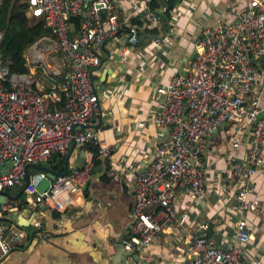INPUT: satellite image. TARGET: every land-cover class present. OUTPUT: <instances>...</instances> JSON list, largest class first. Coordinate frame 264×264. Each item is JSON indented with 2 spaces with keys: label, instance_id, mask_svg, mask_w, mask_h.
<instances>
[{
  "label": "built area",
  "instance_id": "2783aa9c",
  "mask_svg": "<svg viewBox=\"0 0 264 264\" xmlns=\"http://www.w3.org/2000/svg\"><path fill=\"white\" fill-rule=\"evenodd\" d=\"M243 1L233 20L203 28L187 71L173 75L161 88L164 98L155 120L169 135L135 178L131 221L121 237L125 249L132 252L130 264H146L133 253L144 258V248L159 241L173 225L174 236L185 239L183 259L175 264H260L245 257L243 250L254 230L251 221L239 218L232 242L222 247L204 236L205 221H197L189 231L186 213L177 207L181 193L204 194L207 167L203 153L214 134L230 122L251 128L243 160L234 161L229 169V175L239 181L238 204L241 211L258 210L264 217V205L248 196L249 179L264 171V0ZM118 7V0H28L27 14L42 18L50 29L49 35L42 37L47 41L45 48L57 47L67 61L61 77L52 76L59 74L53 71L47 86L42 76L49 72L32 46L25 57L29 68L38 69V76L9 72L0 30V192L22 186L28 165L47 164L55 152L65 155L73 142L86 150L82 167L73 166L51 178L42 192H37L36 186L47 173L29 170V185L20 204L25 210L43 203L63 212L77 204L97 159L108 160L113 154L93 127L100 104L90 67L99 64L103 44L119 30ZM79 14L81 22L75 30L71 17ZM145 16L156 21L160 14L148 8ZM153 40L160 44L158 36ZM127 42H139L136 26H130ZM61 97L64 103L59 106L54 102ZM230 140L234 141V136ZM108 174L115 175L114 171ZM14 202L7 200L1 205L0 259L27 235L25 227L10 218L18 207ZM6 217L11 220H4ZM35 226V233L46 237L41 220ZM181 232L184 234L179 236Z\"/></svg>",
  "mask_w": 264,
  "mask_h": 264
},
{
  "label": "crops",
  "instance_id": "0c3cea01",
  "mask_svg": "<svg viewBox=\"0 0 264 264\" xmlns=\"http://www.w3.org/2000/svg\"><path fill=\"white\" fill-rule=\"evenodd\" d=\"M162 2L154 10L150 0H118L119 30L103 44L99 64L90 67L100 104L93 127L113 154L97 165L77 204L63 212L43 210L42 203L32 210L31 225L25 227L27 235L0 259V264H112L111 257L131 221L135 178L148 167L154 149L169 135L155 120L164 98L161 88L173 75L187 71L204 27L233 20L244 6L243 0L239 5L237 0H182L170 17L147 20L148 8L159 14L165 11ZM130 26L138 29L136 44L127 42ZM155 36L160 38L159 45L154 43ZM102 59L105 61L100 67ZM66 63L62 65L66 67ZM250 137L248 126L237 123L219 129L203 153L207 167L204 194L181 193L177 207L186 213L190 231L197 221H212L211 237L222 247L232 242L237 220L248 219L254 230L243 244L245 257L264 264V217L258 210L241 211L236 198L239 181L229 175L231 164L243 160ZM82 149L75 146L70 168L83 157ZM47 164L52 166L49 161ZM109 171L115 175H109ZM249 183V199L264 205V171L254 174ZM20 187L6 190L14 196ZM12 201L19 207L23 198ZM21 210L30 218L31 211ZM38 220L46 237L35 233ZM175 226L144 248L142 256L150 264H175L183 259L185 239L174 236Z\"/></svg>",
  "mask_w": 264,
  "mask_h": 264
},
{
  "label": "trees",
  "instance_id": "16d2710c",
  "mask_svg": "<svg viewBox=\"0 0 264 264\" xmlns=\"http://www.w3.org/2000/svg\"><path fill=\"white\" fill-rule=\"evenodd\" d=\"M161 1L165 5V11L160 14L163 18L164 16L170 17L171 11L182 0H150L151 8L156 10L155 6L159 5ZM27 9L28 0H0V30L3 31L1 50L6 58L9 72L11 73L30 72L25 57L26 50L43 36L49 35L50 33V29L45 25L44 20L35 16H29L26 12ZM81 17L80 14L71 17V22L75 30L80 26ZM59 56L61 55L59 54ZM60 73L57 75L53 74L52 76L59 78L61 77ZM47 100L49 101V98ZM54 103L61 106L64 103V98L61 97ZM248 129L251 130L249 126ZM100 162L101 160L97 159V165ZM51 165L54 169L62 171L64 169V159L58 157L55 161L51 162ZM31 169L35 168L29 167V170ZM102 177L106 178V175Z\"/></svg>",
  "mask_w": 264,
  "mask_h": 264
},
{
  "label": "water",
  "instance_id": "95a60500",
  "mask_svg": "<svg viewBox=\"0 0 264 264\" xmlns=\"http://www.w3.org/2000/svg\"><path fill=\"white\" fill-rule=\"evenodd\" d=\"M39 43L46 45L47 41H45L43 38H41L39 40ZM109 56H110V54H109ZM52 59L59 68L62 66L61 57L58 54H56ZM104 61H105L104 59L101 60L100 67L102 66ZM58 73H60V71H58ZM92 80H93V77H92ZM75 146H76V144L73 142L70 146L68 153L65 154V156H64V169L62 171H58L48 164H42V165L30 164V165H28L25 176H24V183L20 187V189L16 195H14V196L11 195L8 190H3L0 192V211L2 210L1 205L3 203H5L7 200H17L19 198H23L26 196L25 188L29 185V181H30L29 167L35 168L36 170H44L48 176V177L42 179L39 182V184L36 186L37 192H42V191L46 190L50 185V179L51 178H55L59 174L67 173L69 171V168H70V163H69L70 156H71ZM58 156H60V153L55 152L54 155L52 156L51 160H49V163H51L52 161H55ZM82 156L83 157L77 163L78 167H82L85 163V160H86V150L85 149H82ZM40 206L43 208V210L48 208L47 205H45L43 203L40 204ZM21 208H22V205H20L19 207L15 208L13 211H11L10 218L12 220H17V222L21 226L29 227L31 225V217L33 216L34 212L31 211V215L29 218V216H27L24 212H22ZM213 234H214V223L212 221H209L208 226H207V230H206V233L204 236L205 237H211ZM130 254H132V252L130 250H126L124 248V246L121 244V242H119L115 253L111 257V260H112L111 262H112V264H130L128 262V256ZM133 257L135 259H139V260L143 261L146 264H150L149 261L146 260L145 258L141 257V255L139 253H133ZM72 264H75V263H72Z\"/></svg>",
  "mask_w": 264,
  "mask_h": 264
},
{
  "label": "rangeland",
  "instance_id": "374dc122",
  "mask_svg": "<svg viewBox=\"0 0 264 264\" xmlns=\"http://www.w3.org/2000/svg\"><path fill=\"white\" fill-rule=\"evenodd\" d=\"M240 3H241V0H237L236 5H239ZM234 7H236V6L234 5ZM31 46H32V49H36L37 51L40 52V56H41L40 61H41L42 64L46 65V67H47V71H48L49 73H47V74H45V75L42 76L43 83H44L45 86H47L48 83H49L50 75L52 74V72H53V71H56V72H58V71H62V70L65 68L64 65H62V66L59 68V67L55 64V62L53 61V59H52L56 54H58V55L60 54V55L62 56V58H63V53H62L60 50H58L57 47H54V48H51V49L47 50V49L45 48V45L42 44V43H38V44H36V42H35V44H34V45H31ZM62 60H63V59H62ZM63 62H64V60H63ZM63 62H62V64H64ZM30 73H31V74L34 76V78H35V77L38 76L39 71H38L37 68H30ZM45 90H46V88H45ZM45 90H44V91H45ZM229 124H230V122H229L227 125H229ZM224 127H225V126H224ZM225 136H226V134H225ZM33 171H36V170L33 169ZM185 216L187 217V215H185ZM187 218H188V217H187ZM195 226H196V224H195ZM185 227H187L186 223H185ZM189 231H190V230H189Z\"/></svg>",
  "mask_w": 264,
  "mask_h": 264
},
{
  "label": "bare ground",
  "instance_id": "6f19581e",
  "mask_svg": "<svg viewBox=\"0 0 264 264\" xmlns=\"http://www.w3.org/2000/svg\"><path fill=\"white\" fill-rule=\"evenodd\" d=\"M38 55H40V53L38 51H36Z\"/></svg>",
  "mask_w": 264,
  "mask_h": 264
},
{
  "label": "flooded vegetation",
  "instance_id": "af4514ba",
  "mask_svg": "<svg viewBox=\"0 0 264 264\" xmlns=\"http://www.w3.org/2000/svg\"><path fill=\"white\" fill-rule=\"evenodd\" d=\"M120 242H121V240H120ZM122 244V243H121ZM123 245V244H122ZM125 248V247H124Z\"/></svg>",
  "mask_w": 264,
  "mask_h": 264
}]
</instances>
